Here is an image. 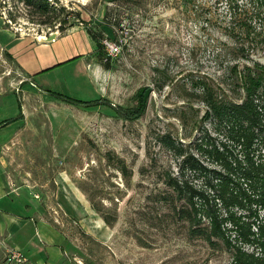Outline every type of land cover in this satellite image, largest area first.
<instances>
[{
	"label": "rangeland",
	"instance_id": "rangeland-1",
	"mask_svg": "<svg viewBox=\"0 0 264 264\" xmlns=\"http://www.w3.org/2000/svg\"><path fill=\"white\" fill-rule=\"evenodd\" d=\"M49 1L54 11L42 24L22 0H0V32L36 40L75 29L90 32L100 50L95 43L85 55L87 80L73 71L77 59L32 83L0 42V122L18 115V103L23 114L0 129L1 174L30 196V228L42 222L60 233L71 264H228L221 246L189 237L157 174L175 164L159 135L187 143L207 129L202 88L238 97L223 83L220 55L228 0ZM63 18L70 26L60 31ZM71 34L69 52L83 55L89 46ZM105 42L118 51L109 55ZM255 58L264 64V50ZM58 62L50 58L44 68ZM46 89L105 105L70 106ZM17 245L18 235L0 229V264Z\"/></svg>",
	"mask_w": 264,
	"mask_h": 264
},
{
	"label": "trees",
	"instance_id": "trees-1",
	"mask_svg": "<svg viewBox=\"0 0 264 264\" xmlns=\"http://www.w3.org/2000/svg\"><path fill=\"white\" fill-rule=\"evenodd\" d=\"M22 2L34 16L31 20L42 24L47 21L40 18L49 20L54 11L49 0ZM222 20L220 29L228 39L220 54L226 71L223 83L238 97L202 88L207 129L187 143L159 135V145L175 164L157 174L171 192L166 202L186 223L190 238L221 246L229 255L228 264H264V64L255 58L264 50V0H245L242 5L228 0ZM59 22L60 31L70 26L67 18ZM87 33L99 52L98 42ZM50 93L77 107L105 105L102 98L80 101ZM18 108L19 114L0 122V129L23 119L19 103Z\"/></svg>",
	"mask_w": 264,
	"mask_h": 264
},
{
	"label": "crops",
	"instance_id": "crops-1",
	"mask_svg": "<svg viewBox=\"0 0 264 264\" xmlns=\"http://www.w3.org/2000/svg\"><path fill=\"white\" fill-rule=\"evenodd\" d=\"M71 33L82 35L85 45L87 44L89 46L88 48L85 47L83 55L73 57L72 53L69 52L67 43L69 42V37L73 35ZM0 42H4L7 50L13 53L18 64L17 69L25 75V77H28L32 83L34 82L32 76H34L33 79L38 78L37 74L39 72H47L77 59H81V61L75 65L73 71L76 70L85 74V55L92 53L95 50V43L88 34L86 32H79L75 29H70L62 35H57V37L50 42H38L37 38L36 40L31 38L13 39L0 32ZM51 46L55 47V49H53L51 53L47 52L50 50ZM50 58H57L60 62L51 68L46 69L44 68V65L47 64ZM85 78L87 80L86 74ZM35 86L41 88L38 85ZM88 86L90 87L89 83ZM45 91L50 97L60 101L50 93L57 92L47 89ZM86 99L90 100H77L92 101V98L86 97ZM1 172L0 164V229L5 230L8 236L18 235L21 245H17L13 248L19 249L21 252L25 253L32 264H71L65 257V250H62L61 244L64 242V238L60 233L55 231L49 224L42 222L35 224L33 230L32 227L30 228V217L33 213L30 196L26 193V190L20 192V189H12L9 181L3 177Z\"/></svg>",
	"mask_w": 264,
	"mask_h": 264
},
{
	"label": "built area",
	"instance_id": "built-area-1",
	"mask_svg": "<svg viewBox=\"0 0 264 264\" xmlns=\"http://www.w3.org/2000/svg\"><path fill=\"white\" fill-rule=\"evenodd\" d=\"M51 33H45L44 36L50 35ZM105 50L109 55H113L118 51V47L115 44L105 42ZM7 264H30L27 255L21 252L19 249H10L5 257Z\"/></svg>",
	"mask_w": 264,
	"mask_h": 264
},
{
	"label": "water",
	"instance_id": "water-1",
	"mask_svg": "<svg viewBox=\"0 0 264 264\" xmlns=\"http://www.w3.org/2000/svg\"><path fill=\"white\" fill-rule=\"evenodd\" d=\"M58 35V32H52L50 35L48 36H44L42 37L39 42H50V41H53Z\"/></svg>",
	"mask_w": 264,
	"mask_h": 264
},
{
	"label": "bare ground",
	"instance_id": "bare-ground-1",
	"mask_svg": "<svg viewBox=\"0 0 264 264\" xmlns=\"http://www.w3.org/2000/svg\"><path fill=\"white\" fill-rule=\"evenodd\" d=\"M42 37H44V35H38V36L36 37L37 40H38V42H39V40H40Z\"/></svg>",
	"mask_w": 264,
	"mask_h": 264
}]
</instances>
